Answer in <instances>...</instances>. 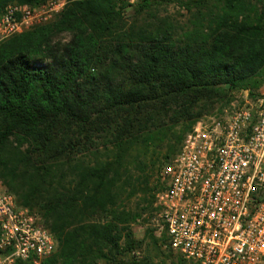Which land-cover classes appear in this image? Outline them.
I'll return each mask as SVG.
<instances>
[{"label": "trees", "instance_id": "1", "mask_svg": "<svg viewBox=\"0 0 264 264\" xmlns=\"http://www.w3.org/2000/svg\"><path fill=\"white\" fill-rule=\"evenodd\" d=\"M46 1L0 0V13ZM131 9L68 0L0 43V183L56 237L41 264H125L142 244L132 224L163 190L155 172L201 118L264 84V0ZM161 233L146 231L154 249Z\"/></svg>", "mask_w": 264, "mask_h": 264}, {"label": "built area", "instance_id": "2", "mask_svg": "<svg viewBox=\"0 0 264 264\" xmlns=\"http://www.w3.org/2000/svg\"><path fill=\"white\" fill-rule=\"evenodd\" d=\"M142 1L118 0L126 10ZM67 2L8 4L0 13V43L50 21ZM160 176V231L186 264L263 263L264 96L199 120ZM57 247L41 216L0 183V264H41Z\"/></svg>", "mask_w": 264, "mask_h": 264}, {"label": "rangeland", "instance_id": "3", "mask_svg": "<svg viewBox=\"0 0 264 264\" xmlns=\"http://www.w3.org/2000/svg\"><path fill=\"white\" fill-rule=\"evenodd\" d=\"M169 11L172 13L176 12L175 7L171 6ZM129 13L133 12V9L128 10ZM69 38L67 33H64L60 36V40L66 41ZM248 91H245L246 93ZM253 93L248 92V97H258L264 96V84L252 91ZM244 93L241 91H237L232 98V101L221 109H217L214 113L204 116L202 119H210L212 116L222 115L226 112L232 111L238 106H242L245 104V99L248 97H244ZM161 171V170H160ZM160 171L157 170L155 175L151 178L152 186H157L159 188L164 187V181L161 179ZM159 191H156V199L154 200L152 205H148L144 203L142 206H145L147 209L144 211L143 216L140 217L137 222L132 224V232L133 238L139 242L142 241V244L136 243L135 247L132 250H127L126 253L121 254L125 264H149V259H152V262L155 264H180L179 262V254L170 251L167 244L162 240L159 241L157 249H154V246L151 244L150 240L146 238V231L149 229H153L155 231V235L161 237L162 233L160 231V221L157 209V195ZM136 199L132 201L130 206L135 207ZM98 263H106L104 260H98ZM186 264V263H185ZM264 264V261L263 263Z\"/></svg>", "mask_w": 264, "mask_h": 264}]
</instances>
